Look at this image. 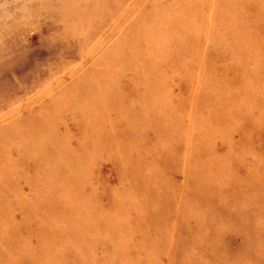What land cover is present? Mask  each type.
Returning <instances> with one entry per match:
<instances>
[{
	"label": "rangeland",
	"instance_id": "1",
	"mask_svg": "<svg viewBox=\"0 0 264 264\" xmlns=\"http://www.w3.org/2000/svg\"><path fill=\"white\" fill-rule=\"evenodd\" d=\"M0 264H264V0H0Z\"/></svg>",
	"mask_w": 264,
	"mask_h": 264
}]
</instances>
